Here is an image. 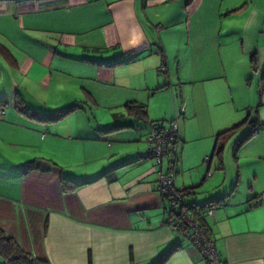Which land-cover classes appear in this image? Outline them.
Wrapping results in <instances>:
<instances>
[{"label":"crops","instance_id":"crops-1","mask_svg":"<svg viewBox=\"0 0 264 264\" xmlns=\"http://www.w3.org/2000/svg\"><path fill=\"white\" fill-rule=\"evenodd\" d=\"M20 103L77 108L41 122ZM0 108V228L25 253L156 264L173 250L163 264H209L170 227L143 152L151 124L178 120L175 185L220 264H264V0H0Z\"/></svg>","mask_w":264,"mask_h":264},{"label":"built area","instance_id":"built-area-1","mask_svg":"<svg viewBox=\"0 0 264 264\" xmlns=\"http://www.w3.org/2000/svg\"><path fill=\"white\" fill-rule=\"evenodd\" d=\"M5 113V109L0 108V118ZM179 142L178 120L172 121L168 127L163 124H151L148 154L156 161L158 179L155 189L169 202L168 223L172 230L189 239L209 264H220L215 241L209 236L200 218L185 204L187 187L183 186L178 189L175 185L176 167L179 162ZM165 164L167 169H164ZM256 204L259 205L260 200H257ZM214 212V208L208 206L202 214L212 216Z\"/></svg>","mask_w":264,"mask_h":264},{"label":"trees","instance_id":"trees-1","mask_svg":"<svg viewBox=\"0 0 264 264\" xmlns=\"http://www.w3.org/2000/svg\"><path fill=\"white\" fill-rule=\"evenodd\" d=\"M253 60H255V57ZM20 106H22L21 107L22 113L28 115L30 118H32L34 120H38L41 122L57 121V120L63 118L64 116H66L69 112H71L75 108H77V107H72V108H69L65 111H62V112L54 114V115H44V114H40L37 112H32V110H30L29 107L24 106L21 103H20ZM132 109L135 111L133 113L135 115H137L140 120H144L145 116L147 115L146 111H145V106H135ZM119 128H121V126L106 129L105 132L111 131L114 129H119ZM236 128L237 127L233 128L231 130H228L224 133H221L218 136V138L220 139L221 137L225 136L226 134L230 133L231 131H233ZM255 133H256V129L254 128V130L250 133V135L246 136L241 141V143L246 142ZM222 151H223V148L221 145H219L216 149L217 156H220L222 154ZM62 181H63V183L67 189L73 188L74 184L72 182H70L68 179L64 178V179H62ZM70 183L73 185H71ZM186 192H187V194L189 193L188 188H187ZM210 206H212V205H210ZM172 252H173V250L168 252L160 260H158V262L156 264H163L166 261V259L168 258L169 254H171ZM0 259H2L5 264H49L48 261L38 259V258H34L31 255L25 253L13 239L9 238L5 234V232L1 228H0Z\"/></svg>","mask_w":264,"mask_h":264},{"label":"rangeland","instance_id":"rangeland-1","mask_svg":"<svg viewBox=\"0 0 264 264\" xmlns=\"http://www.w3.org/2000/svg\"><path fill=\"white\" fill-rule=\"evenodd\" d=\"M162 72H165V71H163V70H161ZM161 72V73H162ZM183 78H187V72L185 71L184 72V75H183ZM178 82H176L174 85V87H176L177 88V91H178V93L180 94L181 92H187L188 91V88H189V86H187V85H184V83H181V84H177ZM190 89V88H189ZM122 114V113H121ZM126 117H127V113H123ZM92 117H94V125H95V123H96V121H95V117H96V114H93V115H91ZM99 116V119H101V120H103V121H101V122H107V120L106 119H102V116H101V114H99L98 115ZM90 117V116H89ZM123 118V117H122ZM129 118V117H128ZM125 119V118H124ZM113 122V121H112ZM168 122V123H167ZM166 122V124L167 125H170V123H169V121H167ZM105 124H107V123H105ZM180 125H181V121H180ZM143 146H144V153H147L148 152V149H149V146H148V144H143ZM152 162V161H151ZM153 162H154V165L156 164V161H154L153 160ZM94 165V163H87L85 166H83V167H67L65 170H66V172L65 173H67V174H75V173H80V172H82V171H84V172H86V170H88L89 168H91L92 166ZM164 168L165 169H167V165L165 164L164 165ZM230 171V170H229ZM178 189L179 188H181V187H177Z\"/></svg>","mask_w":264,"mask_h":264}]
</instances>
